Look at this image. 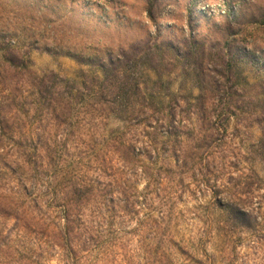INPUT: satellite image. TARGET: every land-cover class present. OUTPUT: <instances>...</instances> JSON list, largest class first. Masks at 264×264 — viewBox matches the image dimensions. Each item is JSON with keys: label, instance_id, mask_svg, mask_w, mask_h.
Instances as JSON below:
<instances>
[{"label": "rangeland", "instance_id": "374dc122", "mask_svg": "<svg viewBox=\"0 0 264 264\" xmlns=\"http://www.w3.org/2000/svg\"><path fill=\"white\" fill-rule=\"evenodd\" d=\"M158 29L189 57L173 52L163 76L171 103L188 107L176 117L178 134L154 143L112 118L57 150L62 186L86 162L87 181H99L69 255L52 246L58 200L45 189L46 174L25 198L16 184L21 169H0V264H264L263 122L251 115H264V0H0V147L14 163L17 142L38 146L45 114L36 110L33 84L44 72L73 77V55L117 54L154 40ZM189 39L199 44L193 54L183 45ZM194 59L200 80L190 74ZM225 68L238 79L220 76ZM200 86L220 89L204 99L214 105L210 119L194 114ZM51 123L44 135L63 139ZM119 126L123 140L148 150L132 156L136 169L109 150L114 137L105 135ZM230 208L246 220L235 221Z\"/></svg>", "mask_w": 264, "mask_h": 264}, {"label": "trees", "instance_id": "16d2710c", "mask_svg": "<svg viewBox=\"0 0 264 264\" xmlns=\"http://www.w3.org/2000/svg\"><path fill=\"white\" fill-rule=\"evenodd\" d=\"M151 4L148 9L150 16L153 17ZM158 37H161L159 41H157ZM158 37L154 40H144L141 42L142 44H132L117 54L73 55L79 64L73 77L60 76L54 71L44 72L33 84L38 97L36 110L39 109L45 114L43 122L40 123L43 133L34 138L38 146L28 147L17 142L21 145L14 151L18 158L14 163L6 158V154L0 147L1 170L5 169L16 175L17 170L15 171V169H27L24 174L20 170L16 175L19 192L25 198L32 195L28 193L30 189L37 188L38 181L42 179L41 173L46 174V179L43 181L45 189L53 195V199L57 198L58 200L56 213L59 218V226L53 236L52 246L64 250L68 255L72 253L73 240L79 242L81 239L80 234L77 236L76 233L80 229V221H83V211L89 208V193H93L94 185H99V181L91 178H88L87 181L85 172L90 168V163L86 162L85 166L78 168L75 166L71 169L67 185L62 186L60 179L57 180L56 176L58 166L56 167L54 158L57 150L62 149V145L65 146L71 137L79 138L86 126H88V131L96 129L98 124L105 128L108 119L112 118L120 120L125 128L142 126L140 132L135 127L136 132L133 134L148 135L155 143L159 136L170 138L177 135L179 132L177 126L180 123L179 119L176 120L177 115L189 112L188 107L183 108L179 103H171L173 92L169 86L163 85V76L168 77L171 72L172 53L178 52L180 59L187 60L189 58H187V51L180 53L174 40L161 34L160 29H158ZM183 45L190 47L189 52L192 54L199 47L195 39H189V42L186 41ZM175 55L176 58L177 54ZM200 69L199 61L194 59L193 68L190 69L193 79H201L203 70ZM231 70L225 68L218 73L226 79L237 80L236 72L229 74ZM263 82L264 79L260 84ZM198 89L199 93L196 96L198 103L193 105L194 114L204 119H210L214 114V105L212 102L210 106H206L204 99L214 97L211 91L220 89L218 86L214 89L200 86ZM226 93L232 98L236 90ZM231 104H233L231 100L225 104L222 110L225 114L230 112ZM251 115L255 121L263 122L257 144L264 157V115L261 111L258 113L253 111ZM51 121L53 122L52 126L61 130V137L64 140L58 139L56 133L44 135ZM3 128L4 126L0 124V135ZM146 128H150L151 131H146ZM122 131L123 128L121 129L119 126L111 128L105 135L114 137L109 144V150L118 153L124 166L136 169L132 156L140 157L143 153H148V150L141 143L136 147L137 139L133 143L123 140L125 135ZM161 143L163 144L164 140ZM172 150L175 151L173 147ZM149 170L144 168L141 172L148 179L155 180ZM29 201L32 203V207L36 205L33 199ZM230 211L235 221L246 220V217L236 209L230 208Z\"/></svg>", "mask_w": 264, "mask_h": 264}]
</instances>
